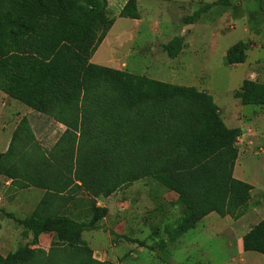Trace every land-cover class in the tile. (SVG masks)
<instances>
[{"label": "trees", "instance_id": "obj_1", "mask_svg": "<svg viewBox=\"0 0 264 264\" xmlns=\"http://www.w3.org/2000/svg\"><path fill=\"white\" fill-rule=\"evenodd\" d=\"M138 1L128 0L120 18L139 20ZM223 2L201 6L183 23L198 24ZM115 23L98 0H0V92L65 128L46 151L25 117L0 153V195L44 193L28 219L0 207L33 236L6 258L0 254V264H110L96 261L83 239L100 229L109 210L78 197L110 198L142 180L177 195L173 243L212 214L236 222L247 214L254 187L234 176L241 130L224 123L208 92L93 64ZM250 45L231 47L226 64H244ZM186 48L181 37L162 46L170 59ZM235 98L243 106L264 107V84L247 79ZM44 235L54 236L48 253L38 248ZM126 240L151 251L167 246L163 240L156 247ZM242 246L264 256V221L243 237Z\"/></svg>", "mask_w": 264, "mask_h": 264}, {"label": "rangeland", "instance_id": "obj_2", "mask_svg": "<svg viewBox=\"0 0 264 264\" xmlns=\"http://www.w3.org/2000/svg\"><path fill=\"white\" fill-rule=\"evenodd\" d=\"M98 1L100 5H106L109 18L116 20L112 35L118 34L119 37L105 44L96 61L103 64L102 67H108L105 60L112 56L117 60L114 66L120 71L146 78L161 74L160 79L163 78L161 80L165 83L179 77L184 84L208 92L219 107L224 123L231 129L241 130L235 144L239 155L234 176L252 185L254 190L247 214L241 220L236 222L212 214L174 243L170 239L180 217L175 206L177 195L165 192L158 183L142 180L125 186L110 198L94 200L79 195L78 200L109 210L100 222V229L83 236L93 258L110 264H264L263 255L249 252L244 257L240 251L241 239L264 221V107L243 106L235 98V93L241 91L247 79L264 84V14L259 7L261 4L264 7V0H204L211 4L224 2L202 16L193 28L191 48L186 55L176 59H170L160 43L171 40L172 35L183 30V19L192 16L204 4L183 6L179 10L172 4L144 1L140 6L141 18L136 23L120 18L128 0ZM229 10L233 14H228ZM240 17L245 19L246 34L239 24L236 30L229 32L235 27L234 20ZM229 20L232 26L225 28L224 36L219 37L218 33L212 38L207 24L210 23V29L214 31L226 22L229 24ZM240 42L252 43L247 60L241 66H228L227 50ZM151 46L155 47L154 52ZM29 112L24 105L0 93V153L7 151L12 129L25 117L44 150L50 151L58 142L63 133L59 125ZM4 191L1 193L4 196L0 201L1 208L22 220L32 217L44 196L43 192L31 196L29 190ZM16 193L23 196L15 201L13 195ZM74 211L73 207L70 213ZM126 238L145 241L148 247H156L163 240L167 246L162 252L158 249L151 251L130 243ZM32 240L30 232L0 213V254L4 258L21 246L31 244ZM53 242V235H44L38 248L48 253Z\"/></svg>", "mask_w": 264, "mask_h": 264}, {"label": "crops", "instance_id": "obj_3", "mask_svg": "<svg viewBox=\"0 0 264 264\" xmlns=\"http://www.w3.org/2000/svg\"><path fill=\"white\" fill-rule=\"evenodd\" d=\"M144 1H151V0H139L138 1V6H139V12H140V6H142V4H143V2ZM157 2H160V1H157ZM161 3H164V4H172L173 6H175V7H177V8H179V10H182V7L183 6H192V7H194V6H196L197 4H201V5H207V4H211V3H209V2H207V1H205L204 2V0H175V1H173V2H160V4ZM237 5H240V3H238ZM230 12V13H229ZM228 14H233L232 13V11H228L227 12ZM226 12H225V15L227 14ZM244 18L243 17H240L239 18V20H234V22L232 23V24H234L235 25V27L234 28H232L229 32H232V31H234V30H236V26L239 24V25H242V27L244 28V33L246 34V32H247V29L245 28V26H246V24H245V22H244ZM133 21H135L136 23L137 22H139V20H133ZM229 22V24H227L226 25V23L223 25V26H220L219 28H216V29H214V31L213 30H211L210 29V27H211V24L209 23V24H207V27H208V29H209V31H210V35H211V37L212 38H214V37H216L217 35H218V33H219V37L221 36H224V34H223V32L225 31V28L226 27H230V26H232L231 25V22H230V20L228 21ZM235 22H236V24H235ZM116 24H117V22L115 23V25L113 26V28H112V30L110 31V33L108 34V36H107V38L105 39V41L103 42V44L100 46V48H99V50L97 51V53L94 55V57L92 58V60H91V62L93 63V64H95V65H101V66H104L103 64H100V63H98V61H96V57H97V55L98 54H100L101 53V50L103 49V47L105 46V44L107 43V42H109V44L112 42V41H114V39H115V37L117 38V36L119 37V35L118 34H114V35H112V33L113 32H115L114 31V29H115V26H116ZM197 25V24H196ZM196 25H192V26H186V25H184V28H183V30H181L180 32H177V33H175L174 35H172V39L171 40H173L174 38H176V37H181L184 41H185V43L187 44V48H186V50L184 51V52H182V54L179 56V57H182V56H184V55H186L187 54V52H188V50H189V48H191V41H190V39H191V37L192 36H194L193 34V28L196 26ZM171 40H169V41H167V42H161L160 44H161V47L162 46H164V45H166V44H168ZM151 51H155V47L154 46H151ZM228 51V50H227ZM249 52V51H248ZM247 52V53H248ZM227 54V53H226ZM178 57V58H179ZM109 59H106L105 61L106 62H108V68H113V69H117V70H120V69H118L117 67H116V65L114 66V64L117 62V60L115 59V58H113L112 56H110V57H108ZM99 59V58H98ZM101 61V60H100ZM148 65H150V64H148ZM242 65H244V64H242ZM239 66H241V65H239ZM127 67V65H125V68ZM150 67V66H149ZM153 73V72H152ZM154 74V73H153ZM160 77H163L161 74L159 75V74H156V75H149V77L147 76V78H149V79H151V80H154V81H159V82H163V83H165V81H163V80H161V79H163V78H161L160 79ZM263 79H264V77H263ZM179 81V82H176V81ZM167 84H171V85H176V86H185V87H190L191 85H189V84H184L181 80H179V77L178 78H175L173 81H171V82H167ZM1 93V92H0ZM4 95V94H3ZM2 96V95H1ZM30 110V109H29ZM31 112H29V113H33V114H36V113H34L32 110H30ZM16 127L17 126H15L13 129H12V132H11V134H13V132L15 131V129H16ZM59 127H60V131L61 132H64V131H62V130H65V128L63 127V126H61V125H59ZM5 152V151H4ZM4 152H1V153H4ZM9 185V183L7 184V186ZM29 192V194L32 196L33 194H35L36 192H41V191H38V190H29L28 191ZM14 197H15V201L16 200H19L20 199V197L21 196H23V194H21V193H16L15 195H13ZM2 198H4V196L1 194L0 195V201L2 200ZM1 207V206H0ZM2 209V208H1ZM243 239V238H242ZM242 239H241V245H240V251L242 252V254H243V256L245 257L246 256V254L247 253H245L244 251H243V246H242ZM249 253V252H248Z\"/></svg>", "mask_w": 264, "mask_h": 264}]
</instances>
